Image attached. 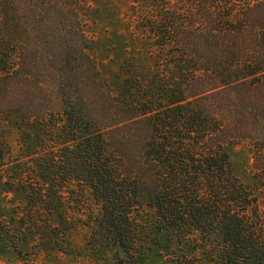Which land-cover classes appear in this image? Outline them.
Instances as JSON below:
<instances>
[{"label":"trees","instance_id":"1","mask_svg":"<svg viewBox=\"0 0 264 264\" xmlns=\"http://www.w3.org/2000/svg\"><path fill=\"white\" fill-rule=\"evenodd\" d=\"M143 3L172 65L145 97L138 78L120 91L103 78L74 0H0V114L39 122L61 148L123 263L136 257L133 212L150 207L209 262L264 264V0ZM242 142L253 184L233 172L228 146ZM9 154L0 140L3 178Z\"/></svg>","mask_w":264,"mask_h":264},{"label":"rangeland","instance_id":"2","mask_svg":"<svg viewBox=\"0 0 264 264\" xmlns=\"http://www.w3.org/2000/svg\"><path fill=\"white\" fill-rule=\"evenodd\" d=\"M74 3L85 19L86 36L92 46L87 53L103 78L114 88L138 78L144 83L141 97L157 92L152 83L156 78L164 79L172 65L167 56L151 47L154 37L148 27L146 3ZM158 72L160 77L156 76ZM0 140L10 150L6 157L9 170L4 178L0 175V264H220L203 257L200 242H179L150 207L133 212L136 257L131 263H123V252L99 226L100 205L91 189L65 174L61 148L49 145L53 141L42 125L16 111L3 112ZM228 151L234 174L246 184H253L251 144H230ZM8 174L18 177L16 185L11 181V188Z\"/></svg>","mask_w":264,"mask_h":264}]
</instances>
